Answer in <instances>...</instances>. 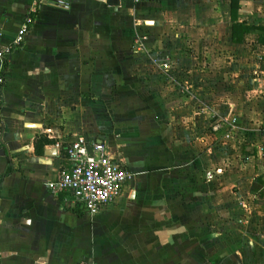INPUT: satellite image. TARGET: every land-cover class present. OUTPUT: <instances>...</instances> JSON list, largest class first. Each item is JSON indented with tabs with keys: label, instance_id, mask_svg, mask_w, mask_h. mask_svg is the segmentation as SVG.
<instances>
[{
	"label": "crops",
	"instance_id": "1",
	"mask_svg": "<svg viewBox=\"0 0 264 264\" xmlns=\"http://www.w3.org/2000/svg\"><path fill=\"white\" fill-rule=\"evenodd\" d=\"M257 27L264 0L43 3L0 59V264H264ZM79 137L130 173L93 215L47 187Z\"/></svg>",
	"mask_w": 264,
	"mask_h": 264
},
{
	"label": "built area",
	"instance_id": "2",
	"mask_svg": "<svg viewBox=\"0 0 264 264\" xmlns=\"http://www.w3.org/2000/svg\"><path fill=\"white\" fill-rule=\"evenodd\" d=\"M49 1L52 0H31L15 38L0 50V59L23 43L41 5ZM65 155L70 165L62 167L58 177L47 182V187L53 194L67 192L75 204L91 215L119 196L130 177L129 171L107 151L104 142H88L79 137L67 146Z\"/></svg>",
	"mask_w": 264,
	"mask_h": 264
},
{
	"label": "trees",
	"instance_id": "3",
	"mask_svg": "<svg viewBox=\"0 0 264 264\" xmlns=\"http://www.w3.org/2000/svg\"><path fill=\"white\" fill-rule=\"evenodd\" d=\"M234 27H235V34L238 35L237 36L238 40H241L242 37H240V36L243 32L244 27L238 23L235 24ZM257 29H259L260 31H262L264 33V27H257ZM263 41H264V36H263Z\"/></svg>",
	"mask_w": 264,
	"mask_h": 264
}]
</instances>
